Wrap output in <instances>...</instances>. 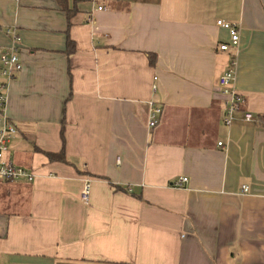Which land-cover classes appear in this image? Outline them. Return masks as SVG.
Returning a JSON list of instances; mask_svg holds the SVG:
<instances>
[{
  "label": "crops",
  "instance_id": "0c3cea01",
  "mask_svg": "<svg viewBox=\"0 0 264 264\" xmlns=\"http://www.w3.org/2000/svg\"><path fill=\"white\" fill-rule=\"evenodd\" d=\"M219 19L259 123H224ZM8 27L0 125L32 179L0 180V264H264V0H0L1 48Z\"/></svg>",
  "mask_w": 264,
  "mask_h": 264
},
{
  "label": "built area",
  "instance_id": "2783aa9c",
  "mask_svg": "<svg viewBox=\"0 0 264 264\" xmlns=\"http://www.w3.org/2000/svg\"><path fill=\"white\" fill-rule=\"evenodd\" d=\"M104 6L98 5L96 10H103ZM93 18L92 12L88 14L87 21H91ZM216 24L228 30L229 39L227 42L219 44V50L228 53V61L224 70L220 73L217 79L218 91L227 96V106L224 113V123L230 125L234 120V115L238 112H243V119L247 122L259 123L260 118L256 115L244 111L243 104L245 98L234 88L235 71H236V57L234 49L237 48L239 42V27L236 23L224 21L219 19ZM6 32L12 36V43L7 47H0V113L2 117L5 116V103H6V89L8 83L21 71L22 62L18 55V42L20 36L16 33V29L8 27ZM157 77L154 76L152 84V90L156 91ZM150 117L148 125L154 126L158 117L161 115V108L151 103ZM16 126L6 120L0 125V180L3 181H17L20 179L31 180L32 174L24 167L12 163L6 155L8 154V144L12 137L16 134ZM221 145V142H218ZM187 178L181 177L174 180L171 185L175 187H181L186 183ZM90 190V179L85 177L83 180V187L80 191V199L83 203H88ZM247 187L242 186V191H246Z\"/></svg>",
  "mask_w": 264,
  "mask_h": 264
},
{
  "label": "trees",
  "instance_id": "16d2710c",
  "mask_svg": "<svg viewBox=\"0 0 264 264\" xmlns=\"http://www.w3.org/2000/svg\"><path fill=\"white\" fill-rule=\"evenodd\" d=\"M60 5L61 7H65V0H56ZM73 50V44H72V41L70 39H68L67 41V52L70 53L72 52ZM150 62L153 64L154 62L152 60H150ZM261 120V118H260ZM47 156L50 158V159H64V153L63 151H60L59 153H47Z\"/></svg>",
  "mask_w": 264,
  "mask_h": 264
}]
</instances>
